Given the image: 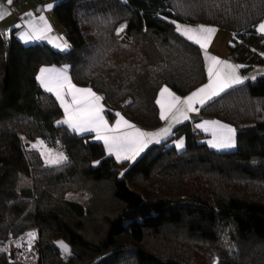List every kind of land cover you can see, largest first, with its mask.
Wrapping results in <instances>:
<instances>
[{"label": "trees", "instance_id": "obj_1", "mask_svg": "<svg viewBox=\"0 0 264 264\" xmlns=\"http://www.w3.org/2000/svg\"><path fill=\"white\" fill-rule=\"evenodd\" d=\"M53 15L68 52L0 33V264H25L9 263L5 247L31 231L34 264H264V80L200 110L235 128V151L212 150L189 122L133 163L63 124L37 80L42 67L67 66L103 96L109 120L120 112L157 128L163 86L185 96L207 81L201 48L168 20L233 32L229 53L247 72L264 63V0H63ZM182 136L183 151L169 146ZM37 138L66 161L45 166L25 142Z\"/></svg>", "mask_w": 264, "mask_h": 264}, {"label": "snow or ice", "instance_id": "obj_2", "mask_svg": "<svg viewBox=\"0 0 264 264\" xmlns=\"http://www.w3.org/2000/svg\"><path fill=\"white\" fill-rule=\"evenodd\" d=\"M12 0H8L11 3ZM52 5H49L51 8ZM28 15H31L30 13ZM3 17L0 16V19ZM43 21L44 17H40ZM34 36H30L25 33L21 39L26 42L30 39H45L47 33L51 30L50 26L45 22L44 27L37 28L32 25ZM123 27L120 29L122 32ZM176 30L185 36L188 40H192L198 44L201 49L207 53L208 45L217 31L214 27L199 26L198 28H191L176 24ZM259 31L264 33V23L259 24ZM60 47V45H57ZM65 48L68 46L65 44ZM210 64L208 67L209 83L204 87L198 89L192 93L185 100H181L180 97L175 96L165 87L161 91V97L163 98L167 94L171 99L167 102V105L163 100L158 101L161 107V119L168 120L169 114L175 112L172 116L173 123H179L182 119H188V112H196L198 109L195 107L197 103L203 106L208 100L214 96H218L221 92L227 88H231L236 84L243 83V79L238 75V68L240 66H234L225 61H221L217 57L208 56ZM40 84L48 91L56 95L60 101L61 106L64 109L65 119L62 123L67 124L70 128L77 132H95L96 139L102 140L107 148L109 155H115L118 161L120 160H132L139 152L147 146L148 143L153 140L156 143L160 142V137L170 135L171 127L164 128L161 132L157 133H145L136 128L135 125L130 124L123 117L115 124L114 127H110L105 119L103 112L104 106L102 105V97L98 96L91 88H78L71 82L70 77L66 74V70L48 69L44 68L40 70L38 77ZM66 96H70L71 100H67ZM183 104V108H178V105ZM118 115V114H117ZM218 124V122H216ZM126 127L132 129L130 132L121 133V128ZM222 129L216 134L212 147L218 149H229L236 146L235 143V130L226 126H220ZM182 147V141L180 142ZM48 160L50 164H59L62 160L66 159L62 154L52 156ZM34 233H29V237H34ZM67 249L66 245H61Z\"/></svg>", "mask_w": 264, "mask_h": 264}, {"label": "crops", "instance_id": "obj_3", "mask_svg": "<svg viewBox=\"0 0 264 264\" xmlns=\"http://www.w3.org/2000/svg\"><path fill=\"white\" fill-rule=\"evenodd\" d=\"M63 1V0H61ZM60 1V2H61ZM60 2H55V3H50L47 5H36L33 2H31L30 0H12L11 3H8V0H0V16H2L3 18L0 19V33H4V32H8L11 29H16L17 30V36L19 38V40L21 42H23L25 45H33V44H37V43H44L49 45L51 48L60 51V52H68L71 49L70 43L68 42L67 38H66V34H65V30L56 23L53 12L55 7L60 3ZM49 5H52L51 8H49ZM31 15H28V14ZM40 17H44V20L42 21L40 19ZM170 23H172L175 28H176V24L182 25V26H187V27H191V28H198L199 26H206V27H214L217 29V31L215 32L211 43L208 45L207 48V53L204 52L203 49V57H204V62H205V68H206V75H207V81L200 86L199 88L195 89L194 91H192L191 93L185 95V96H181L178 93H176L174 90H172L170 87L168 86H163L157 96V106L159 109V116L161 118V107L160 104L158 103V101L163 100V102L165 103V105H167V102L171 99L167 94H165V96L162 98L161 97V91L167 87L169 89V91L171 93H173L175 96H178L181 98V100H185L187 97H189L190 95H192V93L196 92L198 89L204 87L205 85H207L209 83V77H208V67L210 64L209 59H207L208 56H214L217 57L218 59H220L221 61H225L227 63H230L234 66H240L238 68V75L243 79V83L241 84H236L231 88H227L225 91L232 89L234 87L240 86L244 83L247 82H254L257 80H264V63L263 64H257L255 66H253L249 71L247 72H243L242 68L243 65L240 64L239 62L235 61L230 53H229V46L232 44L233 39H234V33L231 31H228L226 29H221L215 26H211V25H205V24H189V23H181V22H177L174 20H168ZM45 22L47 23L48 26H50V31L46 34L47 38L45 39H30L27 42L24 39H21V37L25 34L28 33L30 36H34L33 30H32V25H35L37 28H42L45 25ZM260 23H264V19L260 22ZM259 23V24H260ZM177 31V30H176ZM256 33L259 35L264 36V33H261L259 31V25H257L256 29H255ZM177 33H179L177 31ZM180 34V33H179ZM181 35V34H180ZM182 36V35H181ZM185 37V36H183ZM186 38V37H185ZM187 39V38H186ZM191 42H193L192 40H189ZM194 43V42H193ZM67 45L68 47L65 48L64 45ZM196 44V43H194ZM57 45H60V47H58ZM197 46H199L198 44H196ZM200 47V46H199ZM261 56L264 59V50L261 51ZM44 68H48V69H57V70H66V74L70 77L71 82L73 84L74 81L72 80V77L70 75V70L67 66L64 67H58V66H45L42 67L41 69ZM40 69V70H41ZM40 75V71L37 75V80L39 82V77ZM39 85L42 87V89L46 92H48L39 82ZM76 85V84H75ZM78 88H91V87H83V86H78L76 85ZM93 92H95L98 96H101L103 98V96L98 93L97 91H95L93 88H91ZM225 91L221 92L218 96H220L222 93H224ZM51 93L56 100L58 101L62 111H63V117L61 118V122L66 118L65 114H64V109L60 104V101L57 99L56 95L52 92H48ZM218 96H214L212 99L208 100L206 103L203 104L206 105L207 103H209L210 101H212L213 99H215ZM67 100H71L70 96H66ZM102 105L104 106V112L103 115L105 117V119L107 120L108 124L110 127H114L115 124L120 120V117H123L124 120H127L130 124L135 125L136 128L140 129L142 132L145 133H157V132H161L164 128L169 127L170 124H172L173 126L171 127V134L170 135H166V136H162L160 137V142L156 143L154 140L150 143L147 144V146L143 149V151L139 152L138 155L135 156L134 159L132 160H120L118 161L115 157V155H109L107 152V148L104 144V142L102 140L96 139V133L95 132H77L74 131L72 128H70L71 130H73L76 134L80 135V136H90L92 141L95 142H100L104 145L106 153L108 156H111L113 158H115L118 162H130L133 163L136 160H138L146 151L148 148H150L152 145H159L165 141H167L172 135H173V131L180 125H183L185 123H192L193 124V129L197 132L200 133L201 135V142L206 144L209 148H211L214 151L217 152H221V153H226V152H232L235 151L237 148V131L235 130V128L229 124H226L224 122H221L217 119L211 118V117H206V116H201L200 115V110L203 106H201L199 103H197L195 105V107L198 109V111L196 112H188V119H182L181 122L179 123H173L172 121V116L174 114H176L175 112L169 114V119L168 120H162V124L161 126L157 127V128H153V129H149V128H145L142 127L140 125H137L133 122H131L130 120H128L125 116H123V114H121L120 112L116 113V117L113 121L109 120V118L106 115V106L104 104V101L102 99L101 101ZM178 108H183L184 105H178ZM118 114V115H117ZM218 122V124L216 123ZM64 124V123H63ZM220 126H226L228 128H232L235 130V143L236 146L234 148H229V149H218V148H214L212 147V142H214L215 140V136L217 133H219L222 129L220 128ZM121 133L124 132H130L132 131V129H128L126 127H122L121 128ZM41 138H37L35 140H26L25 142L28 145V149L29 150H36L40 153L42 160L44 162L45 166H53V164L48 163V161H46L42 154H41V149H45V148H52L50 146H47L45 144L44 140H40ZM182 141V147L180 146V142ZM35 144H37L38 146H34ZM169 146L175 147L176 150L178 151H183L186 146H187V140L185 136H182L180 138H177L175 140H173L172 142L169 143ZM66 161V160H65ZM60 242L62 243L63 241L59 240L57 242L58 246L62 249V247L60 246ZM63 244V243H62ZM65 244V243H64ZM66 245V244H65ZM69 250L70 247L68 245H66ZM69 252V251H67ZM70 255V254H69Z\"/></svg>", "mask_w": 264, "mask_h": 264}, {"label": "built area", "instance_id": "obj_4", "mask_svg": "<svg viewBox=\"0 0 264 264\" xmlns=\"http://www.w3.org/2000/svg\"><path fill=\"white\" fill-rule=\"evenodd\" d=\"M36 5H47L60 2L61 0H30ZM128 103V101L126 102ZM36 237H29V233L18 237L10 236L5 247L9 263L34 264L37 261V250L35 248Z\"/></svg>", "mask_w": 264, "mask_h": 264}, {"label": "rangeland", "instance_id": "obj_5", "mask_svg": "<svg viewBox=\"0 0 264 264\" xmlns=\"http://www.w3.org/2000/svg\"><path fill=\"white\" fill-rule=\"evenodd\" d=\"M27 140V139H26ZM40 140H42V139H40ZM45 144L47 145V143L45 142ZM35 147L36 146H38L37 144H35L34 145ZM48 146V145H47ZM49 153H51L52 154V156L54 157V156H56V155H59V154H62L64 157H66V154H65V152L62 150V149H60V148H55V147H52V148H45V149H41V154H42V156H43V158L46 160V161H48L51 157L49 156ZM66 159H67V157H66ZM66 159H64V160H62L60 163H62V162H64ZM59 163V164H60ZM53 165H57V164H53ZM29 233H34L35 234V237H36V232L35 231H31V232H29ZM63 243V244H62ZM60 242V246L61 245H65L64 244V242ZM67 245V244H66ZM62 247V246H61ZM67 249L69 250V248L67 247ZM62 251H63V254H64V256L65 257H68L69 256V254H70V250H69V252H67L66 250H65V248L64 247H62Z\"/></svg>", "mask_w": 264, "mask_h": 264}]
</instances>
